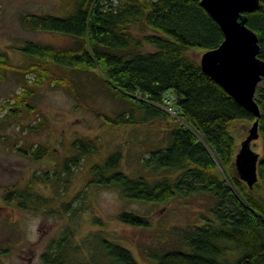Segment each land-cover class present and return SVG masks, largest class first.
Returning <instances> with one entry per match:
<instances>
[{"label": "trees", "instance_id": "obj_1", "mask_svg": "<svg viewBox=\"0 0 264 264\" xmlns=\"http://www.w3.org/2000/svg\"><path fill=\"white\" fill-rule=\"evenodd\" d=\"M68 1L63 15L27 13L22 22L33 31L66 35L74 39L73 45L27 41L19 48L26 58L23 66L14 65L0 52V79L7 70H16L27 83L26 75L31 73L35 86L60 84L82 108V94L73 76L97 70L104 87L126 106L115 115L96 110L105 125L155 126L165 131L164 144L150 149L142 160L146 175L134 176L121 169L120 151L90 167L91 184L115 187L130 201L159 205L199 193L212 197L203 223L176 229L182 246L147 252L148 264H264V77L255 97L261 150L250 147L253 158L248 166V154L240 158L238 154L243 149L241 138L256 117L190 55L213 50L224 39L221 26L201 0ZM245 16L246 25L258 37V57L264 61V0ZM144 45L153 49L143 51ZM33 94L25 86L14 104L7 103L9 112L13 116L24 108L32 112ZM171 97L174 102L168 104L166 99ZM73 146H78L77 155L55 171L56 179L70 174L72 166L94 152L93 143L82 139ZM19 149L38 161L51 153L44 146ZM5 199L26 207L27 196L19 190L8 192ZM118 220L133 227L150 226L148 217L132 211L121 212ZM89 240L94 250L83 261L79 248L72 247L67 228L42 254V263L142 264L128 248L100 233H92Z\"/></svg>", "mask_w": 264, "mask_h": 264}, {"label": "rangeland", "instance_id": "obj_2", "mask_svg": "<svg viewBox=\"0 0 264 264\" xmlns=\"http://www.w3.org/2000/svg\"><path fill=\"white\" fill-rule=\"evenodd\" d=\"M69 5L68 0H0V52L6 53L14 65L23 66L26 58L19 48L27 41L73 45L74 39L66 35L33 31L22 22L27 13L63 15ZM152 49L143 46V51ZM190 55L200 60L202 53L194 51ZM27 74V83L16 70H7L0 79V264H43L42 254L67 228L72 247L79 248L83 261L94 250L89 240L92 233L128 248L142 264H148L146 254L151 250L180 248L176 229L203 223L212 206L210 195L199 193L154 205L126 200L115 187L89 182L90 167L118 151L122 154L121 169L134 176L146 175L142 160L150 149L164 144L165 131L155 126L105 125L96 110L115 115L126 106L104 87L97 70L73 76L82 94V108L64 86L46 83L38 88L35 76ZM25 86L34 92L29 103L35 111L24 108L13 116L7 103L14 104L15 96ZM173 102L171 97L169 103ZM33 126L36 131L30 130ZM77 139L93 143L94 152L72 166L70 174L63 173L56 179L55 171L77 155L78 146H73ZM31 145L50 148V157L38 161L19 149ZM251 147L261 150L260 139ZM14 189L27 196L26 207L5 199ZM66 203L70 206L65 207ZM123 211L148 217L150 226L139 228L120 222L118 215Z\"/></svg>", "mask_w": 264, "mask_h": 264}, {"label": "water", "instance_id": "obj_3", "mask_svg": "<svg viewBox=\"0 0 264 264\" xmlns=\"http://www.w3.org/2000/svg\"><path fill=\"white\" fill-rule=\"evenodd\" d=\"M201 4L219 23L224 34V39L217 48L201 55V67L256 117L242 141L243 149L238 154L240 158L242 153H247L246 163L250 166L248 163L253 158L250 155L251 143L259 138L260 109L255 97L257 86L264 77V61L258 57V37L246 25L245 14L255 11L260 0H201ZM253 174L255 175V167Z\"/></svg>", "mask_w": 264, "mask_h": 264}, {"label": "built area", "instance_id": "obj_4", "mask_svg": "<svg viewBox=\"0 0 264 264\" xmlns=\"http://www.w3.org/2000/svg\"><path fill=\"white\" fill-rule=\"evenodd\" d=\"M167 100V103L169 104V101H170V99H166ZM170 110V109H169Z\"/></svg>", "mask_w": 264, "mask_h": 264}]
</instances>
